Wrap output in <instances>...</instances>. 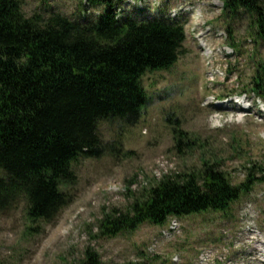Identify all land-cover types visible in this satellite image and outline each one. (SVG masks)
<instances>
[{
	"label": "rangeland",
	"instance_id": "374dc122",
	"mask_svg": "<svg viewBox=\"0 0 264 264\" xmlns=\"http://www.w3.org/2000/svg\"><path fill=\"white\" fill-rule=\"evenodd\" d=\"M22 5L28 16L60 12L76 20L102 11L88 0ZM117 10L120 17L163 15L181 23L183 53L170 70L143 77L149 102L140 123L121 136L116 124H99L103 140L121 138L123 150L77 162L74 200L56 222L33 223L24 203L0 214V264H74L88 247L103 264H264V181L226 214L192 213L164 226L147 222L113 238L94 237L104 211L127 210L164 177L201 170L203 159L218 162L236 185L253 164L264 167V102L241 93L254 75L256 48L243 13L231 18L223 0H120Z\"/></svg>",
	"mask_w": 264,
	"mask_h": 264
},
{
	"label": "trees",
	"instance_id": "16d2710c",
	"mask_svg": "<svg viewBox=\"0 0 264 264\" xmlns=\"http://www.w3.org/2000/svg\"><path fill=\"white\" fill-rule=\"evenodd\" d=\"M88 1L102 11L76 20L60 12L28 16L22 0H0V214L24 203L33 223L56 222L74 200L77 162L123 150L121 138L103 140L99 124H116L121 136L140 123L149 102L143 77L170 70L183 53L181 23L163 15L120 17V0ZM223 3L231 18L243 13L256 45L254 75L241 93L264 102V0ZM202 163L197 172L164 177L125 211H104L94 237L113 238L147 222L164 226L192 213L226 214L264 181L258 163L238 185L218 162ZM74 264L103 262L88 247Z\"/></svg>",
	"mask_w": 264,
	"mask_h": 264
},
{
	"label": "bare ground",
	"instance_id": "6f19581e",
	"mask_svg": "<svg viewBox=\"0 0 264 264\" xmlns=\"http://www.w3.org/2000/svg\"><path fill=\"white\" fill-rule=\"evenodd\" d=\"M170 228L173 230V231H171V232H168L166 235L167 236H169V235H172L173 234V232L175 231V229H176V227H175V224H173V226H170ZM170 229V230H171ZM263 251V250H262Z\"/></svg>",
	"mask_w": 264,
	"mask_h": 264
},
{
	"label": "built area",
	"instance_id": "2783aa9c",
	"mask_svg": "<svg viewBox=\"0 0 264 264\" xmlns=\"http://www.w3.org/2000/svg\"><path fill=\"white\" fill-rule=\"evenodd\" d=\"M175 223V221H173V223L172 224H174Z\"/></svg>",
	"mask_w": 264,
	"mask_h": 264
}]
</instances>
